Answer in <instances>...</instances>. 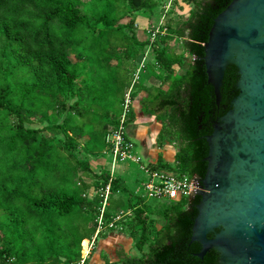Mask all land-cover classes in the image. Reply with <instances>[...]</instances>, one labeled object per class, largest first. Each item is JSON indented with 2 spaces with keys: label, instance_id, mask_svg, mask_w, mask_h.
<instances>
[{
  "label": "trees",
  "instance_id": "1",
  "mask_svg": "<svg viewBox=\"0 0 264 264\" xmlns=\"http://www.w3.org/2000/svg\"><path fill=\"white\" fill-rule=\"evenodd\" d=\"M182 1L193 6L191 17L177 31L167 19L168 35H160L153 46L156 64L166 75L154 71L162 85L146 90L140 106L144 117L174 130L180 143L175 169L203 180L206 137L239 93L240 76L231 65L218 106L203 60L215 19L233 0ZM157 4V0H0V264H73L80 259L81 244L88 247L97 224L87 214L96 207L86 193L98 195L109 181L100 160L106 137L120 123L125 91L131 86L130 61L149 44L147 33L137 30L130 17L153 11ZM174 33L185 42L192 63L163 45ZM76 47L82 53L74 62L70 51ZM176 66L184 74H178ZM12 116L16 124L11 123ZM30 117L49 126L26 127ZM56 130L64 142L51 137L50 131ZM159 168L174 169L164 163L157 164ZM200 201L197 196L190 204L171 203L162 213L164 225L155 231L147 256L121 253L120 263L219 264L216 250L201 259L200 244L191 241ZM121 206L110 198L106 218L114 217ZM10 243L13 258L4 256L1 247Z\"/></svg>",
  "mask_w": 264,
  "mask_h": 264
},
{
  "label": "water",
  "instance_id": "2",
  "mask_svg": "<svg viewBox=\"0 0 264 264\" xmlns=\"http://www.w3.org/2000/svg\"><path fill=\"white\" fill-rule=\"evenodd\" d=\"M203 60L218 106L231 65L239 93L206 137L191 241L201 259L216 250L219 264H264V0H233L215 19Z\"/></svg>",
  "mask_w": 264,
  "mask_h": 264
},
{
  "label": "rangeland",
  "instance_id": "3",
  "mask_svg": "<svg viewBox=\"0 0 264 264\" xmlns=\"http://www.w3.org/2000/svg\"><path fill=\"white\" fill-rule=\"evenodd\" d=\"M176 1V2H175ZM157 7L153 9V11H141L139 13H133L130 17V19L135 18V23H136V29L142 31L143 28H147L150 26H156L160 24L161 20L163 19V16L166 15V12L169 11L168 17L166 20L169 18L170 27L174 29V31H177L180 29L183 25V22L185 20H188L189 17H191V10H192V5H187L184 3L182 0H157ZM187 17H183L186 16ZM148 18V19H147ZM168 31L167 34L168 35ZM174 36H168L164 38L165 43L163 45H169L170 50H173L179 54L181 58L185 60L187 64L192 63L193 59L192 57L189 56L187 50L185 49V42L176 37L175 33L173 34ZM146 39H147V34H146ZM148 51V46L147 49L144 53L141 54V52L138 54V56L135 59H132L130 61L131 65L128 66L129 72H128V78L129 82L131 83V86L129 87L128 90H132V104L130 106V116H129V122L126 124L127 127V133L128 137H130L131 141L134 143V145L137 147V150L139 154H143L142 152V147L137 139H135L132 135L129 134L128 129L133 128L136 126L137 134L141 137V139L145 138L149 143H152L153 145L157 146V148H163L166 149V146H169L171 148L170 151L176 153L179 151L180 148V143L178 139L176 138L174 134V130L167 124L164 126L162 123L158 122L155 120V118H147L144 117L140 107L138 106L137 103H139L144 97L147 96L146 90L147 91H152L154 88H157L162 85V82L158 80L154 76V71L156 73H160L162 75H166L165 71L160 68L155 61L154 58V52L151 49L149 51V55L147 58V61L145 66H142V63L144 61V57L146 56V53ZM82 53V49L79 47H76L70 51V55L72 60L75 62L77 60V56ZM113 64H116V61L113 62ZM186 64V65H187ZM176 72L178 74H184V70L179 68L178 66L175 67ZM127 90L125 91L126 94ZM125 99V96H124ZM10 121L12 124H16L17 118L15 116H12L10 118ZM62 121V115L60 118V122ZM31 122L33 124H31ZM49 126L48 122H44L35 118V117H30V122L26 124V127L29 128H44ZM119 126V125H118ZM51 137L55 139V142L58 143V141H65V137L63 134L59 132V130L56 131H50ZM109 134V133H108ZM154 146V147H155ZM77 152H75L76 154ZM104 153L111 154L110 150L107 149V147L104 148L103 150V155ZM106 155V154H105ZM79 158H82V156L79 154ZM163 158H159L158 165L161 163H164ZM142 165H148V166H153L150 162H148L147 158H144V162H141ZM114 175L111 174V177ZM92 182L95 181V177H91ZM137 178L139 180L145 179V175L143 172L138 169V174ZM109 182V181H108ZM87 195V200L93 203L94 201V207L95 211H87V214L89 216H93V218L96 220L97 216L100 213V208H101V201L102 198L100 194H96L93 191L90 193H86ZM143 196H145L143 192ZM100 199L99 203L98 200ZM135 199L138 201L139 207L135 211L133 216H127L125 219L121 220L118 223V226L116 227V230H127L128 233L131 234L133 240H138L143 239V241L138 242L137 248H135V252L137 255L140 256H147L148 254V248L150 243L153 240V235L155 234V231L158 229L157 223L164 221L162 217V213L170 203L162 201V200H146V197H135ZM134 199V200H135ZM134 200L129 205V208L132 209L133 207L136 206L134 203ZM187 207H184L183 210H185ZM120 210H127L125 209H120ZM106 230V229H105ZM109 230V229H108ZM104 231V230H103ZM102 231V233H103ZM102 233L100 235H102ZM96 236V232L92 235L91 239ZM141 244V245H140ZM96 246V244H95ZM2 247V250L5 251L4 256L9 257H15V250L11 247L10 244H4ZM82 248V244H81ZM88 251V250H87ZM85 250L83 246V254L85 255ZM3 256V257H4ZM80 255V259H81ZM2 257V258H3ZM4 259V258H3ZM80 259L73 264H79ZM14 260V259H12ZM2 260H0L1 262Z\"/></svg>",
  "mask_w": 264,
  "mask_h": 264
},
{
  "label": "built area",
  "instance_id": "4",
  "mask_svg": "<svg viewBox=\"0 0 264 264\" xmlns=\"http://www.w3.org/2000/svg\"><path fill=\"white\" fill-rule=\"evenodd\" d=\"M169 11L163 16L160 24L144 28L143 30L147 33V39L149 40L148 51L144 57L142 66L146 63L149 51L153 50V46L160 35L167 34L166 18L168 17ZM145 48V51L147 49ZM132 90L130 89L125 94L123 103V113L120 117V123L117 129L110 132L106 137V146L110 150L115 160H125L132 156L134 149V143L128 137L126 124L130 116V106L132 104L131 96ZM142 172L145 175V179H141V186L145 194L146 200H162L168 203L174 202H185L190 204L195 197H197L198 191L201 189L202 183L199 181L198 176L184 174L179 170L175 169H152L149 166L142 165ZM112 181L113 177L109 179V182L98 190L100 194L101 208L100 213L97 216L95 223L97 224L96 236L92 239H88V252L86 255L83 254V246L81 248V259L79 264H87V260L92 255L97 237L102 233L103 230H116L118 223L125 219L127 216L134 215V209L120 210L111 219L106 218L107 209L109 207V201L112 197Z\"/></svg>",
  "mask_w": 264,
  "mask_h": 264
},
{
  "label": "crops",
  "instance_id": "5",
  "mask_svg": "<svg viewBox=\"0 0 264 264\" xmlns=\"http://www.w3.org/2000/svg\"><path fill=\"white\" fill-rule=\"evenodd\" d=\"M141 28L144 29V27ZM140 102L137 104L141 110ZM135 128L136 126L134 129L132 127L129 128L128 132L139 141L143 154H139L138 151H136L137 147L134 146L132 156L123 161L115 160L112 154L107 153H104V156L100 158L102 163L106 165V167H104L106 172H108L110 176L111 174L114 175L111 192L112 203L122 205L121 209H130L129 205L132 200L135 199V197L141 196L144 198L141 182L137 178L138 169H140L142 172L141 162H144V158H147L148 162L153 165L149 166L152 169H156V165L158 164L160 157L164 159V164H167L168 167H173L175 166L176 155L178 153L170 151L171 148L169 146H166V149L157 148L155 144L153 145L152 143H149L146 137L141 139ZM145 166L148 165L146 164ZM114 184L117 186V188L113 190ZM134 203L136 206L132 209L136 211L139 207V204L136 199L134 200ZM157 224L158 229H161V227L164 225V221H158ZM138 242L139 241L137 239L133 240L131 234L128 233L126 229L120 231L106 229L103 231L102 235L97 237L96 246L92 255L87 260V264H121L118 257V255L121 253H127L129 256H140L135 252ZM84 250L86 255L88 248L85 247Z\"/></svg>",
  "mask_w": 264,
  "mask_h": 264
},
{
  "label": "bare ground",
  "instance_id": "6",
  "mask_svg": "<svg viewBox=\"0 0 264 264\" xmlns=\"http://www.w3.org/2000/svg\"><path fill=\"white\" fill-rule=\"evenodd\" d=\"M88 248V247H87Z\"/></svg>",
  "mask_w": 264,
  "mask_h": 264
},
{
  "label": "flooded vegetation",
  "instance_id": "7",
  "mask_svg": "<svg viewBox=\"0 0 264 264\" xmlns=\"http://www.w3.org/2000/svg\"><path fill=\"white\" fill-rule=\"evenodd\" d=\"M202 180V179H201Z\"/></svg>",
  "mask_w": 264,
  "mask_h": 264
}]
</instances>
